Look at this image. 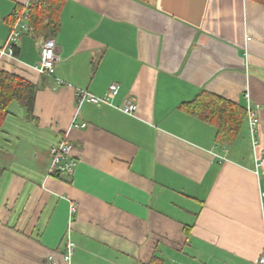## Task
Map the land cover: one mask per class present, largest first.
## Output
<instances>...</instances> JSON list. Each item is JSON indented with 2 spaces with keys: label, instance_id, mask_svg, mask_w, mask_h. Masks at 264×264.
I'll list each match as a JSON object with an SVG mask.
<instances>
[{
  "label": "crops",
  "instance_id": "crops-1",
  "mask_svg": "<svg viewBox=\"0 0 264 264\" xmlns=\"http://www.w3.org/2000/svg\"><path fill=\"white\" fill-rule=\"evenodd\" d=\"M29 2L0 0V49L12 13ZM55 39L53 76L35 68L41 37L25 34L15 56L0 57L38 88L32 114L13 102L0 131V264L60 258L68 233L72 264H143L154 254L168 264H260L264 5L66 0ZM112 83L111 103L77 110L76 88L103 97ZM204 90L258 108L257 145L248 114L223 145L216 126L182 108ZM127 99L134 114L119 108ZM67 131L76 171L49 175V149Z\"/></svg>",
  "mask_w": 264,
  "mask_h": 264
},
{
  "label": "trees",
  "instance_id": "trees-1",
  "mask_svg": "<svg viewBox=\"0 0 264 264\" xmlns=\"http://www.w3.org/2000/svg\"><path fill=\"white\" fill-rule=\"evenodd\" d=\"M264 5V0H256ZM66 0H30L28 4L29 23L34 29L32 35L44 40L55 37L61 27V13ZM24 8L18 6L12 13L10 22L16 20V13ZM17 53V52H16ZM37 84L29 79L0 68V131L10 115V105L17 102L28 114L34 110ZM182 108L196 117L217 127L216 140L223 145L232 144L238 137L247 117V108L215 93L200 92L194 99L182 104ZM143 264H168L166 260L154 254Z\"/></svg>",
  "mask_w": 264,
  "mask_h": 264
},
{
  "label": "built area",
  "instance_id": "built-area-1",
  "mask_svg": "<svg viewBox=\"0 0 264 264\" xmlns=\"http://www.w3.org/2000/svg\"><path fill=\"white\" fill-rule=\"evenodd\" d=\"M16 20L11 25L10 32L5 40L3 48L0 49V57H4L6 55L15 56V51L18 46V43L21 37L25 34H33L34 29L32 25L29 23V10L28 4L26 5L25 10L22 12L16 13ZM250 39V37H248ZM58 60L57 55V42L55 37L47 38L43 41L41 50H40V58L37 62L35 68L38 70L40 74L53 76L56 70V62ZM63 81L61 79H57V84L61 85ZM119 91V85L117 83H112L109 86V92L105 94L103 97L97 96L91 93L87 89H75V98L77 110L81 108L84 102H92L95 104L100 103H111V98L116 95ZM122 111L127 114H134L137 109V105L132 100H125L124 103L119 107ZM247 114L249 118V129L254 141V144L257 145L258 139L256 135L259 131L260 117L258 115V108L253 107L251 104L247 107ZM87 124L73 122V128H84ZM75 148V144L72 140L69 139L68 131L65 136L53 144L49 149L50 155V167L48 174H68L72 175L76 171V168L79 163V159L73 154V150ZM225 149V148H224ZM221 160L225 159L224 156L220 154H216ZM264 166L263 158H258L256 163V172L259 173L260 168ZM75 206L71 205V210H75ZM76 249V243L71 239L70 234L68 233V239L65 244V250L62 253L61 257L58 258L53 254H50L45 264H72L74 252ZM260 264H264V253L260 258Z\"/></svg>",
  "mask_w": 264,
  "mask_h": 264
},
{
  "label": "rangeland",
  "instance_id": "rangeland-1",
  "mask_svg": "<svg viewBox=\"0 0 264 264\" xmlns=\"http://www.w3.org/2000/svg\"><path fill=\"white\" fill-rule=\"evenodd\" d=\"M15 105H17L18 103L17 102H14Z\"/></svg>",
  "mask_w": 264,
  "mask_h": 264
}]
</instances>
